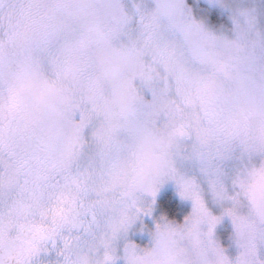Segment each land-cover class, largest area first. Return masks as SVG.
<instances>
[{"label":"snow or ice","instance_id":"obj_1","mask_svg":"<svg viewBox=\"0 0 264 264\" xmlns=\"http://www.w3.org/2000/svg\"><path fill=\"white\" fill-rule=\"evenodd\" d=\"M81 7L77 0H0V84L8 86L9 115L16 121L9 127L0 122V240L7 236L19 241V245H10V253L16 254L30 251L36 238L47 237L57 248L71 241L93 258V264H110L113 249L119 253L130 243L125 230L116 234L113 214L117 198L111 195V187L99 180L105 154L118 152L119 145L113 143L111 128L98 123L89 130L74 115L53 116L45 111L47 95L58 90L57 82L47 79L46 74L70 73L79 83L90 62L85 52L92 33L81 31L75 18ZM180 7L191 14L196 28L210 41L228 39L218 36L217 23L212 18L214 11L223 12L219 0H205L199 9L184 0ZM233 20L236 29L231 43L237 48L247 42L253 49H264V34L257 33L255 39L249 40L235 17ZM145 46L152 47L177 91L185 94L186 102L199 101L209 123L195 129L197 139L206 143L209 137H216L215 146L201 158L190 180L174 178L180 198L192 202L191 214L183 224L162 217L155 229L157 233L181 229L192 233L206 223L207 236L212 237L217 225L227 217L234 227L238 250L235 264H248L246 258L259 257L261 247L243 242L245 217L236 206L234 188L244 153L242 147L228 142L226 127L238 124L239 119L234 117L244 118L252 106H242L238 93L226 95L214 75H204L200 68L210 64L214 73L231 77L235 72L239 76L240 58L223 61L202 53L185 34L176 31L157 33L145 41ZM25 95L30 97V103L23 102ZM162 98L161 90L152 89L151 96L146 95L144 100L155 107L163 106ZM222 105L230 111L217 119ZM61 119L71 125L68 136L56 130ZM175 131L180 136L187 134L183 125ZM161 188L140 198L137 219L140 215L152 216ZM210 205L218 206L221 214L214 215ZM36 216L41 219L21 222ZM149 229L145 224L141 231ZM148 234L153 235L151 231ZM0 264H4L2 257ZM255 264H264V259H256Z\"/></svg>","mask_w":264,"mask_h":264},{"label":"clouds","instance_id":"obj_2","mask_svg":"<svg viewBox=\"0 0 264 264\" xmlns=\"http://www.w3.org/2000/svg\"><path fill=\"white\" fill-rule=\"evenodd\" d=\"M77 2L83 7L77 10L76 23L85 34L92 33L85 52L90 62L79 83L70 73L46 74L47 79L57 82L58 90L47 95L45 111L53 116L74 115L89 130L98 123L111 128L113 143L119 145L118 152L105 154L104 171L99 180L108 184L111 195L117 198L113 214L116 234L125 230L130 243L119 253L113 249L110 264H235L238 256V250L234 256L224 251L226 248L215 239V234L207 236L206 223L200 225L198 232L181 229L157 233L155 228L141 231L145 226L144 217L140 215L137 219L141 197L174 183V178L183 176L190 180L201 158L216 143L215 136L209 137L206 143L197 139L195 129L209 123L199 101L186 102L185 94L177 91L152 47L145 46L149 37L174 31L185 34L202 53H210L223 61L240 58L239 76L235 72L231 77L214 73L210 64L200 68L202 74L214 75L226 95L238 93L242 106H252L244 118L234 117L239 119L238 124L226 127V139L242 147L244 153L234 188L236 206L245 217L243 242L261 247L259 257L246 259L248 264L264 259V49H253L247 42L239 48L231 43L236 29L234 17L249 40L255 39L257 33L264 34V0H219L223 12L218 11L227 22L217 25L216 31L218 36L228 39L215 41L204 36L191 14L182 10L184 0ZM192 3L199 9L205 0H192ZM245 11L249 14L243 15ZM152 89L163 92V106L153 107L144 100L146 95L151 96ZM23 102L30 103V97L25 95ZM10 105L8 86L0 84V122L5 127L16 124L9 115ZM229 111L222 105L217 119ZM180 125L187 129L186 135L176 134ZM56 130L68 136L71 125L61 119ZM120 194H124L123 198ZM40 219L29 217L21 222ZM136 233H146L150 237L148 244L141 246L134 242L131 237ZM25 237L32 239L29 233ZM12 243L19 245L20 242L7 236L0 240L4 264H93V258L71 241L68 246L61 243L57 248L47 237L36 238L32 249L22 254L10 253Z\"/></svg>","mask_w":264,"mask_h":264},{"label":"rangeland","instance_id":"obj_3","mask_svg":"<svg viewBox=\"0 0 264 264\" xmlns=\"http://www.w3.org/2000/svg\"><path fill=\"white\" fill-rule=\"evenodd\" d=\"M191 4L192 0H188ZM213 20L217 23V25L226 23V18L221 15L219 11H214L212 14ZM172 197V201L178 202V207L176 210V216L171 217L167 214V207L171 206V202L167 205L161 203V199L167 195ZM151 198H149L150 200ZM192 202L182 200L179 196V191L176 185L172 182L165 184L162 186L157 198L156 204L154 206V211L151 217H144V223L147 224L150 228H155L156 222H159L162 217H167L170 221H175L176 223L182 224L187 216H189L192 212ZM211 210L214 215H220L221 209L218 206L210 205ZM234 227L229 218L225 217V219L217 226L215 230V239L228 250L230 255H236L237 249L234 243ZM134 242L141 244V246H145L148 244L150 237L147 236L146 233H136L131 237Z\"/></svg>","mask_w":264,"mask_h":264},{"label":"trees","instance_id":"obj_4","mask_svg":"<svg viewBox=\"0 0 264 264\" xmlns=\"http://www.w3.org/2000/svg\"><path fill=\"white\" fill-rule=\"evenodd\" d=\"M169 202H171V206L167 207V214L171 217L176 216V210L178 207V202L176 201H172V197L168 194L167 196H165L164 198L161 199V203L164 205H167Z\"/></svg>","mask_w":264,"mask_h":264}]
</instances>
